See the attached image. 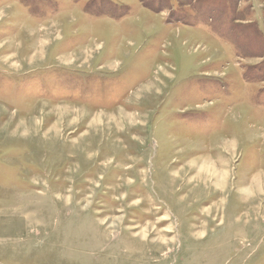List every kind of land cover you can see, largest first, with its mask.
<instances>
[{"label":"rangeland","instance_id":"rangeland-1","mask_svg":"<svg viewBox=\"0 0 264 264\" xmlns=\"http://www.w3.org/2000/svg\"><path fill=\"white\" fill-rule=\"evenodd\" d=\"M0 264H264V0H0Z\"/></svg>","mask_w":264,"mask_h":264}]
</instances>
